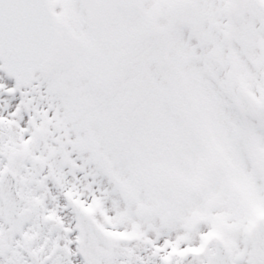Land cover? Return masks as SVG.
<instances>
[{
	"label": "snow or ice",
	"instance_id": "snow-or-ice-1",
	"mask_svg": "<svg viewBox=\"0 0 264 264\" xmlns=\"http://www.w3.org/2000/svg\"><path fill=\"white\" fill-rule=\"evenodd\" d=\"M0 264H264V0H0Z\"/></svg>",
	"mask_w": 264,
	"mask_h": 264
}]
</instances>
